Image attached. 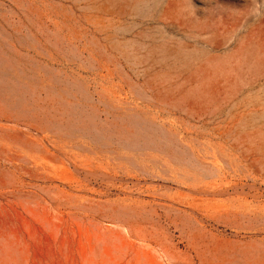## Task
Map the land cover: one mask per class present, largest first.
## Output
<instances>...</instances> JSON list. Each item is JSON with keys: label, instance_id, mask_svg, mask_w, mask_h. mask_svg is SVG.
<instances>
[{"label": "rangeland", "instance_id": "374dc122", "mask_svg": "<svg viewBox=\"0 0 264 264\" xmlns=\"http://www.w3.org/2000/svg\"><path fill=\"white\" fill-rule=\"evenodd\" d=\"M170 1L0 0V264H264V0Z\"/></svg>", "mask_w": 264, "mask_h": 264}, {"label": "bare ground", "instance_id": "6f19581e", "mask_svg": "<svg viewBox=\"0 0 264 264\" xmlns=\"http://www.w3.org/2000/svg\"><path fill=\"white\" fill-rule=\"evenodd\" d=\"M178 6H179V1H178V0H171L170 3H169V8H170V10H177V9H178ZM113 8H114V7H113ZM112 13H113V12H112ZM96 15H97V14H96ZM248 58H249V57H248ZM222 61H224V60H222ZM220 62H221V61H220ZM220 62H219V63H220ZM223 63H224V62H223ZM223 63H222V64H223ZM207 66H208V65H207ZM207 66H206V67H207ZM218 66H219V65H218ZM212 67H213V66H212ZM200 69H201V68H200ZM227 71H229V70H227ZM230 76H231V75H230ZM219 77H220V76H219ZM204 78H206V77H204ZM227 78H228V77H227ZM227 78H226V79H227ZM212 79H213V78H212ZM221 80H222V79H221ZM221 80H220V81H221ZM221 86H222V85H221Z\"/></svg>", "mask_w": 264, "mask_h": 264}]
</instances>
